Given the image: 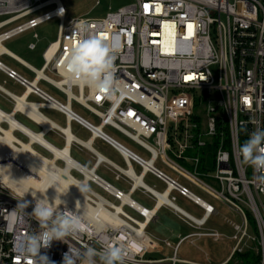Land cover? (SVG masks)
<instances>
[{
	"label": "built area",
	"instance_id": "1",
	"mask_svg": "<svg viewBox=\"0 0 264 264\" xmlns=\"http://www.w3.org/2000/svg\"><path fill=\"white\" fill-rule=\"evenodd\" d=\"M52 20L59 22L57 39L43 51L44 64L40 69L8 50L3 51L6 42L27 32H34L33 39L40 41L36 30ZM79 22H84L92 35L105 38L114 47L119 90L111 95L70 84L64 76L63 62L70 45L78 39L75 25ZM37 42L30 43L29 50H37ZM6 56L31 72L33 80L3 63L1 58ZM0 72L23 87L24 95L28 86L38 81L28 99L37 97L41 100L39 103L50 100L61 103L39 87L44 81L65 96L63 106L72 107L76 103L83 107L97 123L74 110L73 122L84 124L91 138L96 136L95 141L118 151L125 163V168H121L109 160L96 159L92 171L107 187L94 181L89 184L99 187L117 203L91 187L96 193H89L91 198L87 204L92 209L97 207L102 196L109 212L126 224L113 228L109 222L92 221L80 212L82 223L77 236L67 238L66 242L53 240L48 248L40 250V255H46L54 264H63L69 246L101 250L123 245L126 248L123 264H199L178 258L179 248L185 241L227 238L234 246L221 264H227L237 254L249 252L258 257V264H264V170L257 171L244 164L240 153V147L251 133L264 129V0H133L104 17L73 19L67 18L62 0H0ZM48 72L58 80L47 76ZM3 89L0 86V93L8 96L15 107L17 96L11 97ZM198 94L201 103L206 101L204 117L196 112ZM107 128L126 136L148 156L140 155L110 136ZM60 135L66 140L65 134ZM211 148L215 155L213 172H201L199 155L191 158L182 154L186 150L202 152ZM205 157H209L208 152ZM159 161L172 174L158 168ZM102 163L114 172L116 181L130 182V189L123 191L99 177L96 170ZM135 166L140 167L139 175ZM131 170L135 177L130 174ZM147 174L163 182L166 189L160 192L148 187L144 183ZM136 176L143 186L136 185ZM183 183L207 194L240 219L237 222L224 217L232 232L230 236L206 228L213 217L222 215L221 210L215 204L204 202L202 205V198ZM136 191L153 198L156 207L160 197L167 194L172 204L162 203L159 207L174 211L196 230L179 236L176 244L163 241L173 249L171 257L147 258L159 249L160 240L147 233L148 227H139L137 221H145V214L123 202L125 196L133 200L132 194ZM174 193L199 207L202 216L196 217L178 207ZM22 202L26 201L0 183V264H33V258L24 253V248L28 237L41 229L34 217L25 214L32 213L33 205L28 203L25 213L17 208ZM125 208L143 220L134 218ZM248 213L258 236L253 235ZM155 218L156 214L150 223Z\"/></svg>",
	"mask_w": 264,
	"mask_h": 264
},
{
	"label": "rangeland",
	"instance_id": "2",
	"mask_svg": "<svg viewBox=\"0 0 264 264\" xmlns=\"http://www.w3.org/2000/svg\"><path fill=\"white\" fill-rule=\"evenodd\" d=\"M63 4L67 8V18L73 19V18H100L104 17L108 12L117 11L118 9L127 6L133 2V0H62ZM97 1L100 2V4H97ZM58 28H59V22L58 20H52L50 22L45 23L44 25L40 26L36 32L40 36V41H35L33 39V33L34 32H27L20 36H17L13 38L12 40L6 42L4 44L5 48L9 50L11 53L22 58L23 61L30 64L31 66L35 67L36 69H40L42 65L44 64L42 53L43 51L48 47V45L57 39L58 34ZM37 42V50L31 51L29 50V44ZM1 61L8 65L9 67L13 68L15 71H18L17 73L23 75L28 80L32 81L34 75L26 70L23 66L15 62L9 57H3L1 58ZM214 71V70H213ZM214 73H216L214 71ZM47 76L52 77L55 80H58L57 77L53 76L50 72L46 73ZM4 80H8L7 77L0 72V83H3ZM39 87L46 93L53 96L55 99H57L61 103H66L65 96L57 89H55L53 86L51 87L50 84L46 82H41ZM11 90H13L16 94L21 95L23 93V89L21 87L13 85L12 82H9V86ZM74 93L77 94V90L74 89ZM200 94L197 95V106H196V112L204 117L205 109L204 106L206 104V101L204 100L202 103L200 102ZM31 101H41L37 97L30 98ZM11 100H6V98L2 95H0V109H2L4 112H11V109L13 107ZM72 109L79 113L81 116L93 121L94 123H97V119L93 117L87 110H85L80 105L73 103ZM42 113L47 117L50 118L52 121L57 123L59 126L65 128V118L58 112L53 110H42ZM18 121H20L22 124H25L27 127H30L34 132H40V128L36 126L35 124H32L29 122L25 117L18 115L17 116ZM65 126V127H64ZM3 128H7V125L3 124ZM72 132L77 135L78 138L82 141L87 140L88 137L92 136L85 132L84 130L80 129L78 131L77 123L73 124V130ZM106 132L110 134V136H114L117 138L121 143H123L128 148H131L135 152H138L142 156H148L147 153L140 148L137 144L126 138V136H123L122 134L118 133L117 131L107 128ZM18 139H20L23 142H28V139L25 138L22 133L18 132L15 134ZM76 136V137H77ZM46 140L49 141L52 145H54L57 148H63L66 141L63 139L59 132L53 131L51 134L47 135ZM86 142V141H85ZM96 147H99V149L110 156L112 160H116L121 166L125 167V163L123 161H120L115 151H113L111 148L107 147L106 145H103L100 141H98L95 145ZM34 148L43 156L52 158L51 154L44 150V148L40 147L39 145H34ZM201 151L197 150H186L182 152L184 157H195L199 155L202 159V166H201V172L204 171H214V149L211 148V151H208L207 149L202 150V154H200ZM209 153V157H205V153ZM72 157L81 162L84 165L92 166L94 163V159L96 158L92 153H90L85 148L79 147L78 145H74L72 148ZM57 164H59L60 167H64V163L61 161H58ZM185 165V162L182 163ZM158 168H161L162 170L171 173L167 168H165L162 163L159 161L156 165ZM136 171L139 172L140 167L135 166ZM193 170V168H191ZM75 177L78 178V180L83 179L82 175L79 174L77 171H74L72 173ZM172 174V173H171ZM99 175L102 177L113 181V174L109 173L105 168H101L99 171ZM252 174H250L251 177ZM146 183L150 186L156 185L159 189H163V185L154 179L152 176H148L146 179ZM117 186H122V184H116ZM91 187L95 189L98 193L105 196L111 201H114L113 198L108 196L105 192H103L99 187L95 186L94 184H91ZM193 191L200 195L205 200L211 202L212 204H215L221 212L222 216L213 218L211 222L208 224L207 229H215L220 232H223L225 234H229V236L232 234V232L229 231L225 221L224 217L228 216L229 218H234L237 222H241L240 219L236 218L228 209L227 207L221 206L216 201H213L208 196L204 195L199 190H196L193 188ZM134 199L144 205L147 208H152L154 204V200L152 198L147 197L145 194L141 193L140 191H137L134 195ZM116 202V201H114ZM117 203V202H116ZM138 203V204H139ZM178 206H180L182 209L187 210L192 215H195L196 217H201L203 212L202 210L194 205L192 202H190L188 199L179 198L177 200ZM141 205V206H142ZM125 211L133 216L134 218L138 220H143L137 213H134L129 208H125ZM171 210L169 208H164L160 214L159 218L163 221H172L174 225H177L176 227H161L160 224L153 223L150 227L147 228V233L152 236L155 239H160V247L157 251L151 252L149 255H147V258L149 259H161V258H168L173 255V249L167 247L163 241L167 242H173L176 244L178 242L177 236L180 234L181 236L188 235L190 233L195 232L196 230L192 229L191 227H188L186 224L181 223L175 216L170 212ZM249 221L251 224V228L253 229V235L258 236L259 233L255 230V223L252 218V216L248 213ZM169 238V239H168ZM170 240V241H169ZM234 246V242L230 239L223 238L219 241H214L212 238H199V239H190L185 241L182 246H180L178 251V258L181 260L193 262V263H199V264H221L224 263V261L228 258V256L231 253V250ZM244 264V259L242 254H237L233 257V259L228 262L227 264Z\"/></svg>",
	"mask_w": 264,
	"mask_h": 264
},
{
	"label": "bare ground",
	"instance_id": "3",
	"mask_svg": "<svg viewBox=\"0 0 264 264\" xmlns=\"http://www.w3.org/2000/svg\"><path fill=\"white\" fill-rule=\"evenodd\" d=\"M3 51H6V49L3 48ZM39 75L43 76L42 72H40ZM37 85L38 81L32 83V85L28 86L29 90L23 97L15 98L17 102L14 112L7 113L0 109V183L15 193L16 196L31 204V206H35V199L31 195L32 189H43L47 186V173L49 171L59 172L62 179L66 182L87 188V191L82 194L77 186H70L68 193L61 196V199L65 201V203L59 206L60 210L64 211L66 209H70L76 214L80 212L87 214L88 210L92 209V207H89L87 204L91 198L89 193H96L91 188L89 183L94 181L105 187H107V185L96 178L92 168L85 169L84 165H81L72 157V145L75 143L79 147L81 146L82 148L89 150V152L96 155V159L100 162H104L109 159L100 154L94 148L96 136L85 142L77 138L72 132L71 124L74 119L72 116L73 109L71 105L65 104V106H63L62 103H58L53 100H50L48 103H35L27 101L28 95L32 92V87ZM40 109L62 112L61 114L65 116V119L67 118L68 126L65 128L59 126L50 118H47ZM17 112L22 113L26 117H30V119L35 121V123H37L43 131L34 132L33 130L28 129L15 117ZM3 124H6L7 128H3ZM78 124L82 128H85L84 124H80L79 122ZM50 131H57L62 135L65 134V147L57 148L46 140V134L48 132L50 133ZM18 132L25 135L28 142H23L18 139L15 135ZM34 145H39L40 147L45 148V150L51 154L52 158L48 159V157L40 154L34 148ZM58 161L63 162L64 167H60L59 164H57ZM33 169H36V171H33ZM74 171L82 174L83 179L78 180V178L72 174ZM133 172L134 171L131 170L130 174L135 177ZM136 179V185H142L138 176H136ZM28 189H30L29 192L24 195V192ZM109 189L112 191L111 188ZM47 195L51 201L56 195L55 189L49 188ZM100 197L101 199L100 202H98V206L93 207V209L99 210V216L94 217L87 214L88 217L95 222H109L110 225L113 224L112 217H116L118 220V225L116 227H123L126 222L119 216L111 214V212H109V210L104 206V198H102V196H99V198ZM37 198H42V194L37 192ZM77 202L79 204L78 208H76ZM123 202L133 205L136 210L145 214V221H137L139 227L144 228L151 224L150 221L153 215L157 212L156 208L154 211H148L147 208L131 200L129 196H125V198H123ZM162 203H167V205L172 204L171 201L167 199V194L160 197L159 206ZM201 204L205 205L202 201ZM117 209L118 211H121L120 207H117Z\"/></svg>",
	"mask_w": 264,
	"mask_h": 264
},
{
	"label": "clouds",
	"instance_id": "4",
	"mask_svg": "<svg viewBox=\"0 0 264 264\" xmlns=\"http://www.w3.org/2000/svg\"><path fill=\"white\" fill-rule=\"evenodd\" d=\"M63 14V9H60ZM78 39L69 47V52L63 62L62 71L70 84L78 87H86L92 92L108 93L111 95L119 90V84L115 80L117 69L114 66V47L110 46L105 38L92 35L84 22L75 25ZM242 162L252 166L255 170H264V129H257L251 133L249 139L240 147ZM36 171V169H33ZM75 185L83 194L87 188L68 183L62 179L59 172L47 173V186L43 189L31 191L35 199V206L31 214L25 213L28 202L19 203L17 208L26 215L32 216L38 221L40 232L31 235L27 239L24 253L33 258V264H54L46 255H40L42 248H48L53 240L67 241V238H75L81 231L82 216L70 211H61L60 205L65 201L61 196L68 193L69 187ZM54 188L56 195L50 201L47 191ZM30 189L24 192V195ZM37 192L42 198H37ZM23 195V197H24ZM79 207L77 202L76 208ZM88 215L98 217V209H89ZM112 227L118 225L116 217H112ZM126 248L123 245L108 246L101 250L94 247L77 248L69 246L64 254L63 264H123Z\"/></svg>",
	"mask_w": 264,
	"mask_h": 264
},
{
	"label": "crops",
	"instance_id": "5",
	"mask_svg": "<svg viewBox=\"0 0 264 264\" xmlns=\"http://www.w3.org/2000/svg\"><path fill=\"white\" fill-rule=\"evenodd\" d=\"M7 50V49H6ZM9 51V50H8ZM1 73H3V72H1ZM6 77H7V75L5 74V73H3ZM7 79L8 80H4L3 81V83H0V86L1 87H3L4 89V91L5 92H7V93H9L10 95H11V97L14 95L15 97L17 96V97H23L22 95H24V93H25V89L23 88V87H21L17 82H15L14 80H12V79H9L8 77H7ZM9 82H12L13 83V85H15V86H18L19 88L21 87V89H23V93L21 94V95H18V94H16L13 90H11L10 88H8V86H9ZM0 95H2V96H4L5 98H6V100H8L9 101V97L8 96H6V95H4L3 93H0ZM32 98V97H31ZM28 99V98H27ZM27 101H31L30 100V98L27 100ZM31 102H35V101H31ZM40 101H36L35 103H39ZM12 103V105H13V107H12V109H11V112H14V109H15V107H14V104H13V102H11ZM46 110V109H45ZM57 112V111H56ZM10 113V112H9ZM58 113H60V112H58ZM61 114V113H60ZM18 115H21V116H23V117H25V119H27L29 122H31L32 124H35L36 126H38L40 129H41V127L37 124V123H35V121H33V120H31L30 119V117H26L25 115H23L22 113H19V112H17L16 114H15V117L17 118V116ZM62 115V114H61ZM63 116V115H62ZM64 118H65V116H63ZM18 120V119H17ZM65 126L67 127L68 126V123H67V119H65ZM75 122H73L72 124H71V129L73 130V124H74ZM25 125V124H24ZM26 126V125H25ZM64 126V127H65ZM27 127V126H26ZM28 129H30V130H32L30 127H27ZM77 128H78V131H80V129H82V130H84L85 132H87L88 134H90L86 129H84V128H82L79 124H77ZM34 131V130H33ZM41 131H43V129H41L40 130V132ZM51 132H53V131H50V133L48 132L47 134H46V136L47 135H49V134H51ZM23 135V134H22ZM24 137H25V135H23ZM77 136V135H76ZM26 138V137H25ZM77 138H78V136H77ZM90 136L88 137V139L87 140H84V141H89L90 140ZM64 139V138H63ZM83 140V139H82ZM66 141V140H65ZM98 141H95L94 142V145L97 143ZM102 143V142H101ZM66 144V143H65ZM103 145H106V144H104V143H102ZM75 145V144H74ZM74 145H72V148H73V146ZM107 147H109L108 145H106ZM64 147H65V145H64ZM94 148H95V146H94ZM109 148H111V147H109ZM100 154H102L103 156H105L106 158H108L109 159V162H111V163H113V164H115V165H117L118 167H121V168H125V167H123V166H121L118 162H116V160H112L111 158H110V156H108L107 154H105V153H103L100 149H99V147H96L95 148ZM113 151H115L113 148H111ZM44 150H45V148H44ZM46 151V150H45ZM89 151V150H88ZM91 153V152H90ZM115 153L117 154V156H118V158H119V160L120 161H123V163H124V160H123V158L121 157V155L118 153V151H115ZM93 154V153H92ZM94 155V154H93ZM95 157H96V155H94ZM76 160V159H75ZM77 162H79L78 160H77ZM95 162H96V158L94 159V163L92 164V166H88L87 167V165H84V164H82L81 162H79L81 165H84V167H86V168H88V169H91V168H93L94 166H95ZM101 168H105L109 173H111V174H113V181H111V180H108V179H106V178H104V177H102L101 175H99V171H100V169ZM136 168V167H135ZM135 172H136V174L137 175H139L140 174V170H139V172H137L136 171V169H135ZM96 173L98 174V176L99 177H101L103 180H105V181H107V182H109V184H111V185H113V186H115V187H117V188H119V189H121V190H123V191H128L129 189H130V187H131V183L130 182H127V181H124V180H120V181H116V179H115V174H114V172H112L111 170H110V168L108 167V166H104L103 165V163L102 164H100L98 167H97V170H96ZM148 176H152L154 179H156L157 181H159L162 185H163V189H159L156 185H154V186H150V185H148L147 183H146V179H147V177ZM122 184V186H117L116 184ZM144 183L148 186V187H150V188H152V189H155V190H157V191H160V192H163L165 189H166V185L163 183V182H161L160 180H158L157 178H155L153 175H151V174H147V175H145V177H144ZM183 184H185V186H187V187H190L189 185H188V183H183ZM191 188V187H190ZM192 189V191H193V188H191ZM196 189V188H195ZM196 190H198V189H196ZM200 191V190H199ZM137 192V191H136ZM136 192H134L133 194H132V199L133 200H135L134 199V195L136 194ZM141 192V191H140ZM200 192H202V191H200ZM142 193V192H141ZM203 193V192H202ZM144 194V193H143ZM197 194V193H196ZM204 195H206V196H208L207 194H205V193H203ZM146 195V194H145ZM174 195L177 197V199L179 200V198H183V199H185L184 197H182V196H180L178 193H174ZM198 195V194H197ZM147 197H149L148 195H146ZM200 196V195H199ZM201 197V196H200ZM210 199H212L210 196H208ZM150 198V197H149ZM202 198V197H201ZM187 199V198H186ZM152 200H154L153 198H152ZM202 202H207V203H209V204H212L211 202H209V201H207V200H205L204 198H202ZM213 200V199H212ZM136 201V200H135ZM213 201H215V200H213ZM137 203H139L138 201H136ZM191 202V201H190ZM140 205H142L141 203H139ZM176 204H177V201H176ZM178 205V204H177ZM212 205H214V204H212ZM143 207H145L144 205H142ZM156 206H155V202H154V204H153V207L152 208H147V207H145V208H147V209H149V210H154V208H155ZM178 207H180V206H178ZM217 207V206H216ZM181 208V207H180ZM156 209H157V212H156V218H155V220L151 223V224H149L148 225V227H150L153 223H155V224H160V226L161 227H176L177 225H174L173 224V222L171 221H165V220H161L160 218H159V214H160V212L164 209V207H162V208H160V207H156ZM155 209V210H156ZM182 209V208H181ZM183 211H185L186 213H188V214H191V213H189L187 210H185V209H182ZM174 216H175V218H177L181 223H183V224H186L188 227H190L189 225H188V223L185 221V220H183L182 218H180L178 215H176L175 214V212L174 211H170ZM219 216H222V215H216L215 217H213V218H216V217H219ZM212 218V219H213ZM211 219V220H212ZM211 220L209 221V223L211 222ZM208 223V224H209ZM208 224H207V226L206 227H208ZM179 236H181L180 234L177 236V239H178V237ZM169 239V238H168ZM160 240V239H159ZM170 241V240H169ZM172 244H174L173 242H171Z\"/></svg>",
	"mask_w": 264,
	"mask_h": 264
},
{
	"label": "trees",
	"instance_id": "6",
	"mask_svg": "<svg viewBox=\"0 0 264 264\" xmlns=\"http://www.w3.org/2000/svg\"><path fill=\"white\" fill-rule=\"evenodd\" d=\"M243 259H244V264H258V257L255 256L253 253H245L242 254ZM243 264V263H242Z\"/></svg>",
	"mask_w": 264,
	"mask_h": 264
},
{
	"label": "snow or ice",
	"instance_id": "7",
	"mask_svg": "<svg viewBox=\"0 0 264 264\" xmlns=\"http://www.w3.org/2000/svg\"><path fill=\"white\" fill-rule=\"evenodd\" d=\"M147 7H148V6H147V5H145V9H146V10H147Z\"/></svg>",
	"mask_w": 264,
	"mask_h": 264
}]
</instances>
